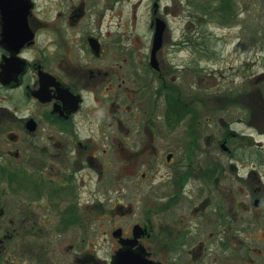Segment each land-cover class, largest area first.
I'll list each match as a JSON object with an SVG mask.
<instances>
[{"label":"flooded vegetation","instance_id":"obj_1","mask_svg":"<svg viewBox=\"0 0 264 264\" xmlns=\"http://www.w3.org/2000/svg\"><path fill=\"white\" fill-rule=\"evenodd\" d=\"M143 2L0 0V264H264L261 91L218 131L214 47Z\"/></svg>","mask_w":264,"mask_h":264},{"label":"rangeland","instance_id":"obj_2","mask_svg":"<svg viewBox=\"0 0 264 264\" xmlns=\"http://www.w3.org/2000/svg\"><path fill=\"white\" fill-rule=\"evenodd\" d=\"M180 1L187 20L184 32L181 31L179 36L184 35L183 37H187V39L200 36L202 52H205V47L210 49L212 45L217 54L218 71L215 80L217 83L215 95L218 98L216 113L218 131L229 126L239 133H253V128L243 124L244 121L249 120L246 118L249 116L244 114V110L239 106L230 103L242 100L246 89L242 86L246 80L251 82L248 93L251 95L250 97L255 96L256 92L260 90L264 99V0H233V10L231 11V13L234 12L233 19L230 12L226 15L218 13L217 8L220 0ZM122 4L123 8L139 5L140 13L139 10L138 13L145 14L147 3L143 0H122ZM196 12L200 14V18L194 19ZM191 20L200 28L192 24ZM198 32L200 34H197ZM254 110L257 111V108L251 109V112ZM241 119L244 120L242 123ZM255 120L257 124L263 125L262 122L257 121V118ZM256 139L264 142V138ZM93 237L94 235L91 233V239ZM107 239L112 240L110 236H107ZM100 240L102 242L103 237H100ZM96 249L99 256L106 257L105 249L99 251L98 242Z\"/></svg>","mask_w":264,"mask_h":264},{"label":"water","instance_id":"obj_3","mask_svg":"<svg viewBox=\"0 0 264 264\" xmlns=\"http://www.w3.org/2000/svg\"><path fill=\"white\" fill-rule=\"evenodd\" d=\"M142 253L133 252L131 249H123L113 258L111 264H156L146 260Z\"/></svg>","mask_w":264,"mask_h":264},{"label":"trees","instance_id":"obj_4","mask_svg":"<svg viewBox=\"0 0 264 264\" xmlns=\"http://www.w3.org/2000/svg\"><path fill=\"white\" fill-rule=\"evenodd\" d=\"M233 0H220V4L217 8L218 13L222 14H227L228 12L231 13L233 10V5H232ZM232 16L234 17V12L231 13V18Z\"/></svg>","mask_w":264,"mask_h":264}]
</instances>
